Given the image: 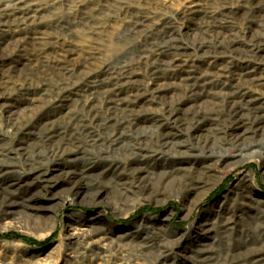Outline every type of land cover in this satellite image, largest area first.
<instances>
[{
    "label": "rangeland",
    "instance_id": "rangeland-1",
    "mask_svg": "<svg viewBox=\"0 0 264 264\" xmlns=\"http://www.w3.org/2000/svg\"><path fill=\"white\" fill-rule=\"evenodd\" d=\"M205 1L0 0V264H264V0Z\"/></svg>",
    "mask_w": 264,
    "mask_h": 264
},
{
    "label": "bare ground",
    "instance_id": "bare-ground-1",
    "mask_svg": "<svg viewBox=\"0 0 264 264\" xmlns=\"http://www.w3.org/2000/svg\"><path fill=\"white\" fill-rule=\"evenodd\" d=\"M206 1H207V0H206ZM206 1H205V2H206ZM246 3H247V2H246ZM218 4H219V3H218ZM25 5H26V4H25ZM28 5H29V4H28ZM28 5H27V6H28ZM199 5H201V4H199ZM240 5H241V4H240ZM245 5H246V4H245ZM249 5H250V4H249ZM193 6H194V5H193ZM193 6H191V7L193 8ZM28 7L30 8V6H28ZM209 7H210V6H209ZM218 7H219V6H218ZM245 7H246V6H245ZM190 10H191V9H190ZM213 10H214V9H213ZM193 11H194V10H193ZM211 11H212V10H211ZM196 12H197V11H196ZM202 13H203V12H202ZM205 13H208V12L205 11ZM215 13H216V12H215ZM213 14H214V13H213ZM219 14H220V13H219ZM231 14H233V13H231ZM205 15H206V14H205ZM210 16H211V15H210ZM210 16L208 15V18H209ZM221 16L223 17L224 15H221ZM201 17H202V16H201ZM198 19H199V18H198ZM211 19H212V18H211ZM200 20H201V19H200ZM220 21H221V18H220ZM228 21H229V20H228ZM195 22H196V21H195ZM201 22H203V21H201ZM208 22L210 23V21H208ZM208 22H207V23H208ZM213 22H214V20H213ZM227 23H228V22H227ZM212 24H213V23H212ZM216 25H217V24H216ZM220 25H221V24H220ZM204 26H206V25H204ZM210 26H211V25H210ZM214 26H215V25H214ZM214 26H213V27H214ZM196 27H197V26H196ZM206 27H208V26H206ZM213 27H212V28H213ZM198 29H199V28H198ZM196 30H197V29H196ZM198 31H199V30H198ZM203 31H204V30H203ZM163 45H164V44H163ZM163 45H162V46H163ZM246 73H247V72H246ZM248 74H249V73H248ZM242 76H243V74H242ZM245 76H246V75H245ZM250 77H251V76H250ZM258 77H259V76H257V78H258ZM243 80H244V79H243ZM251 80H252V79H251ZM240 81H241V80H240ZM259 81H260V80H259ZM244 83H245V81H244ZM254 85H255V84H254Z\"/></svg>",
    "mask_w": 264,
    "mask_h": 264
}]
</instances>
